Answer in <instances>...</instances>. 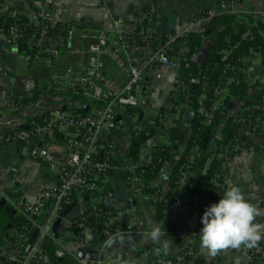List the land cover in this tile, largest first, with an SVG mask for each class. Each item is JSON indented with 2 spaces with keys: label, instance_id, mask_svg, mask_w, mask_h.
<instances>
[{
  "label": "built area",
  "instance_id": "1",
  "mask_svg": "<svg viewBox=\"0 0 264 264\" xmlns=\"http://www.w3.org/2000/svg\"><path fill=\"white\" fill-rule=\"evenodd\" d=\"M98 3L111 12L109 30L90 31L77 23H56L34 10L25 16L27 22H15L7 29L0 27V44L13 49L24 42L34 46L30 58L44 62L50 70V78L45 84L26 78L17 86L14 75L0 67V142L18 145L23 155L44 163L54 176L52 182L40 186L41 196L36 201L5 195V207L22 222L14 225L13 235L8 241L6 239V245L0 243V264H88L79 253H90L93 264H107L102 256L104 248L131 232L125 211L101 210L92 201L95 197L100 199L103 185L111 181L110 172L120 170L127 174L125 181L149 201L150 211L155 215L154 201L164 193L152 184L153 181L151 185L158 189L154 193L143 192L146 185L137 169L151 163L158 146L170 144L169 128L189 107L187 98L194 96L191 85L198 83L195 95L204 123H209L214 115L226 108L225 101L232 84L241 80L248 86H264V49L257 48L239 63H227L214 84L210 85L202 68L199 78L189 74L187 80L174 79L170 99L157 109L150 125L144 127L139 120V109L148 97L146 89L152 79H160L165 70L179 71L182 66L190 67L186 36L191 32H204L214 18L227 15L229 10L226 2L221 0L216 8L196 12L182 29L158 38L154 31L158 22L151 11L142 12L136 26H129L122 17L114 14L109 0H98ZM17 14L7 0L2 1L0 18ZM28 28L30 33L24 39V30ZM249 33L247 28L244 35ZM21 38L23 42H20ZM52 39H65L69 43L65 47L51 46L47 42ZM135 41L151 48L150 54L139 61L132 54ZM60 47L71 54L86 52L88 55L76 65L55 67L54 58L60 53ZM230 52L231 49H224L222 54L226 58ZM104 58L124 72L121 81H115L105 73ZM251 65L256 73L248 75L247 67ZM147 71L151 72L150 80L146 78ZM34 92L50 97L48 100L34 98ZM54 98L57 99L55 104ZM205 100H209L208 107L203 104ZM27 109L34 111L28 118L14 121L8 117ZM235 110V121L239 126L235 139L224 146L223 152L213 154L223 159L224 170L215 203L230 181L231 160L250 134L263 132V116L255 104ZM123 130L129 133V141L121 150L118 139ZM142 136L146 139L139 146L137 138ZM133 142L139 146L136 158L129 154ZM231 151L235 153L231 154ZM193 163V154L182 163L174 198L185 188ZM85 196L88 200H84ZM165 203L164 219L175 216L173 204ZM59 217L58 237L55 238L51 229ZM257 221L264 222V217ZM177 234L182 243L181 254L176 259L154 256L148 250L139 252V258L148 260V264H193L196 252L189 246L187 232L179 228ZM96 236L102 237L101 243L93 244ZM47 240H52L56 246L54 256L68 261L53 263L45 251ZM238 250L255 260L264 254V245L259 243L251 249L242 246ZM213 258V262L218 263L216 257Z\"/></svg>",
  "mask_w": 264,
  "mask_h": 264
},
{
  "label": "crops",
  "instance_id": "2",
  "mask_svg": "<svg viewBox=\"0 0 264 264\" xmlns=\"http://www.w3.org/2000/svg\"><path fill=\"white\" fill-rule=\"evenodd\" d=\"M10 8L15 9L19 15L26 16L32 14L33 10L38 11L47 19H52L56 23H77L80 27L86 30H109L111 28V12L99 5L98 0H7ZM113 7V12L117 16L122 17L129 26H136L138 19H141V13L151 11L157 19L158 24H163L168 18L175 20V27L173 30H180L185 25L188 18L193 16L199 10L216 8L218 2L221 0H109ZM226 2L229 13L227 15L234 16L239 20H247L248 18L264 24V1L258 0H223ZM218 21H213L212 24ZM219 23V22H218ZM211 24V25H212ZM249 26V23L247 24ZM220 28V23L218 25ZM217 27V28H218ZM204 35L196 47L191 59L197 65L199 70L203 66L204 58L207 54L216 29ZM262 32V31H260ZM264 34V32H262ZM167 34L158 38H163ZM26 43V42H24ZM51 46L60 45L68 46V41L62 39L48 40ZM23 44V43H22ZM20 45V44H19ZM27 45V48L32 45ZM25 49L18 50L8 48L0 44V67L6 70L8 74H13V62L16 53H24ZM133 58L139 61L150 54L151 48L140 41H135L133 44ZM61 52V51H60ZM66 52V51H64ZM68 53V52H66ZM60 54V53H59ZM58 54V55H59ZM71 54V53H68ZM80 58L74 63H65L54 65L55 67H64L67 65H76L80 61L85 60L87 53L76 54ZM57 57V56H56ZM55 57V58H56ZM105 73L115 81H121L124 78V72L117 68L118 72L115 74L112 69L107 68L105 64ZM109 60V59H108ZM107 60V61H108ZM111 62V60H110ZM115 65L113 62H111ZM116 66V65H115ZM48 68V67H47ZM49 70V68H48ZM256 73L254 66L247 67V74ZM14 75V74H13ZM50 78V70H49ZM146 78L152 79L151 72H146ZM179 78V71L165 70L164 76L160 79H152L147 90V99L144 100L140 106L139 112L144 127L150 125L154 114L172 95L174 79ZM49 80V79H48ZM38 83L36 80H34ZM48 81L40 82L38 84H45ZM254 86V85H249ZM264 87V86H263ZM255 106L261 112L264 121V95L255 103ZM235 105V103H234ZM237 104L235 106H239ZM143 106V108H142ZM188 106V104H187ZM190 112V109L188 107ZM34 111L27 109L15 116H8L9 119H25L28 118ZM185 110L181 116V131L176 148L173 150V157L166 161L157 177L153 180V185L157 186L162 193H166L169 189L168 176L173 169L179 154L185 150L186 140L189 135V125L184 124L190 122V118L185 120L183 115H187ZM188 112V116H189ZM188 118V117H187ZM185 120V121H184ZM187 125V124H186ZM263 132H254L250 134L241 150L231 160L233 172L231 174L230 184L238 185L245 196V198L256 204L259 208L264 209V122ZM185 130L186 133H185ZM120 149L124 150L129 141V133L123 130L119 135ZM208 162L204 164L206 166ZM201 164L195 167L192 175L199 176L203 174L200 168ZM202 167V166H201ZM111 181L106 182L107 185L105 194L103 189L101 191V198L108 195L109 189H113V198L108 204L113 205L119 211H125L129 222L131 224V232L123 239L117 240L112 245L104 248L103 258L107 264H148V260L140 259L139 252L148 250L154 256L168 257L176 259L181 254L180 244L169 235L165 228L162 227L161 222L157 220L156 216L150 211L149 201L140 193L132 188V184L127 183L124 174L120 170H113L110 172ZM54 179L53 173L45 166L44 163L27 158L21 153L20 147L11 143L0 142V243L6 245V239L11 238L14 231L15 222L12 216L15 215L13 211H9L5 207V195L10 198H17L23 196L30 201H36L41 196L40 186L43 183L52 182ZM104 185V186H105ZM104 188V187H103ZM99 196V195H98ZM197 196L193 189L189 186L185 187L177 195L173 204V211L175 216L167 217L165 219L170 222L176 229H183L187 232L189 238V246L196 253L202 254L207 261L213 259L214 256L208 254L207 250L200 245V228H199V214L197 209ZM13 212V213H12ZM263 217H258V220ZM258 222V221H257ZM157 223L161 226L164 232L162 240L169 242L168 250H162V245H159L151 240L145 238V234L151 230V225ZM6 237L4 238V236ZM264 245V241L260 242ZM86 254V253H84ZM88 254V253H87ZM90 254V253H89ZM219 264H264V254L255 260H252L246 254L238 249H226L219 255L215 256ZM86 260L88 264H93L92 258ZM190 264V263H189Z\"/></svg>",
  "mask_w": 264,
  "mask_h": 264
},
{
  "label": "trees",
  "instance_id": "3",
  "mask_svg": "<svg viewBox=\"0 0 264 264\" xmlns=\"http://www.w3.org/2000/svg\"><path fill=\"white\" fill-rule=\"evenodd\" d=\"M3 0H0V6ZM214 21L220 23V28L218 27L215 31L212 43L209 46L207 54L203 61V73L208 77L209 83L214 84L217 82L218 77L225 70V65L227 63H239V60L244 56H247L250 51L257 48L264 49V24L262 22H257L254 19L248 18L245 20L236 19L234 16L225 15L214 18ZM25 23L27 22L26 17L17 14L15 17H7L6 19L0 18V27L7 29L10 25L14 23ZM249 23V26L247 25ZM59 24L57 25V27ZM249 28L250 33L244 35L245 31ZM56 30V29H55ZM262 31V32H260ZM24 39L30 33L29 28L24 30ZM204 32H191L186 36L187 42L189 44L188 58L190 63H194L191 59V55L194 53L196 47L199 45ZM20 42H23L22 38ZM224 49H231L228 57H224L222 51ZM24 53L33 55L34 46L26 48ZM240 65V64H239ZM189 67H181L179 69V78L181 80H187L189 78ZM208 90V94L210 93ZM229 98L225 101V106L228 107L230 102H234L235 105L239 106L228 107L227 113H222L219 117L214 115L209 123H204L203 116L199 111V104L197 102L196 95L187 98V103L190 109L189 112V135L186 140L185 150L179 154V157L171 170L168 180L169 189L162 195V197H157L154 201V207L156 209L155 216L159 222H161L162 227L166 229L169 235L175 240L177 244L182 243L181 239L178 237L177 229L164 218L165 216V205L166 201L170 204H174V188L177 179L179 178L181 171L180 167L185 161V158L193 154L194 163L190 167V172L194 171L198 164L203 171V174L193 176L191 173L187 179L186 186L193 189L194 193L198 197V214H199V228L203 227L201 218L205 209L212 203L217 201L216 192L220 187L222 178L221 174L223 159L218 156H213V154H219L224 151V146L232 143L235 139L238 130V124L235 121L237 107L251 106L256 101H258L264 95L263 86H248L241 80L237 84H232L229 90ZM38 97L37 92H34V98ZM184 101V98H181ZM204 106H209V100L203 102ZM235 110V111H234ZM37 118V117H36ZM182 121L181 118L177 119L173 126L169 128L168 135L170 144L160 145L154 151L152 156V161L150 164L141 166L137 169L138 174L145 183L144 191L145 193H154L158 188L153 187L151 182L157 177L162 165L169 161L174 153V146H177L180 131H181ZM20 130V129H18ZM209 133V141L205 149H202L204 138ZM145 137L137 138L139 146L145 140ZM139 146H134L133 143L130 146L129 154L136 158L139 152ZM194 150H196L194 152ZM231 151V154H234ZM213 156V157H212ZM208 162L206 166L204 164ZM127 174L124 173V178ZM105 185V184H104ZM103 185V186H104ZM107 185L103 188V194H105ZM93 203L98 206L101 210H110L114 212L117 210L113 205L103 202L99 197L92 199ZM15 224H20L22 219L17 216H12ZM102 242V237H95L93 244H98ZM44 247L47 255L53 263H58L62 261H68V259H59L54 256L56 246L52 240H47L44 242ZM214 258L207 261L206 258L199 253L192 259L193 264H218L213 262Z\"/></svg>",
  "mask_w": 264,
  "mask_h": 264
},
{
  "label": "clouds",
  "instance_id": "4",
  "mask_svg": "<svg viewBox=\"0 0 264 264\" xmlns=\"http://www.w3.org/2000/svg\"><path fill=\"white\" fill-rule=\"evenodd\" d=\"M258 217H264V209L249 202L238 185L230 184L219 201L203 213L199 233L201 247L211 256L229 248L257 247L264 241V222H257ZM164 235L161 226L153 223L145 238L162 245L166 252L169 242L162 240Z\"/></svg>",
  "mask_w": 264,
  "mask_h": 264
},
{
  "label": "rangeland",
  "instance_id": "5",
  "mask_svg": "<svg viewBox=\"0 0 264 264\" xmlns=\"http://www.w3.org/2000/svg\"><path fill=\"white\" fill-rule=\"evenodd\" d=\"M60 50H61L60 54L56 58H54V65L74 63L80 58V55L68 54L64 52L65 51L64 47H60ZM15 55L16 57L13 62V74H14L17 86H20L22 80L26 78L31 79L33 81L36 80L38 83L48 81L49 70L45 66L44 62L36 60L34 57L30 58V54H27V53H16ZM107 60L108 58L105 59L106 67L109 69L111 68L112 71L115 74H117L116 72H118L117 70L118 67L113 65L111 63L112 61L110 62V59L108 61ZM38 97H44L45 100H48L50 95L49 94L39 95ZM140 101H141V98H140ZM56 102H57V99L54 98L53 103L55 104ZM187 111L189 112L188 108H187ZM188 112H187V115L185 116L183 115V118H185V120L187 121L189 119ZM186 124L184 125L185 126L189 125V123H186ZM186 131L187 130H185V133Z\"/></svg>",
  "mask_w": 264,
  "mask_h": 264
},
{
  "label": "water",
  "instance_id": "6",
  "mask_svg": "<svg viewBox=\"0 0 264 264\" xmlns=\"http://www.w3.org/2000/svg\"><path fill=\"white\" fill-rule=\"evenodd\" d=\"M175 20L173 18H168L167 21L163 24H160V25H156L155 28H154V31H155V34L158 35V36H161L162 34H168L172 29H174L175 27ZM219 25L218 22H215L214 24H212L208 30L206 31V34H209L210 31L214 30L215 28H217ZM27 48V45L26 43H23V44H20L17 46V49L18 50H22V49H25ZM189 73L193 76H196V77H200L201 75V72L199 70V68L197 67V65L195 63H191L190 67H189ZM198 88V83H193L191 85V95H195L196 93V90ZM234 106V102H230L228 107L231 108ZM228 107L226 108H223L221 113L217 115V117H219L222 113H227L228 112ZM86 109V108H85ZM139 118H141V114L139 115ZM23 129H26L27 126H22ZM209 131L207 132L205 138H204V142H203V145H202V149H205L206 146H207V143L209 141ZM133 145L134 146H137V142H133ZM174 148H176V146H174ZM113 198V189H109L108 191V195L104 198H101L100 200L103 201V202H111V199ZM84 200H88V196H85L84 197ZM13 213V212H12ZM64 213H62L61 215H63ZM60 223V217L55 221L52 229H51V233L52 235L56 238L58 237V232H57V227ZM79 257L80 258H87V259H91V254H83V253H79Z\"/></svg>",
  "mask_w": 264,
  "mask_h": 264
}]
</instances>
